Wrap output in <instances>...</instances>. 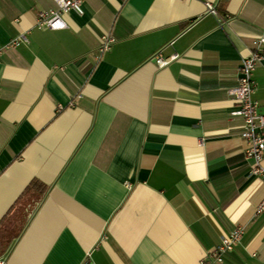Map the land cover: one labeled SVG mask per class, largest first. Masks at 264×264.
I'll use <instances>...</instances> for the list:
<instances>
[{
	"label": "crops",
	"instance_id": "0c3cea01",
	"mask_svg": "<svg viewBox=\"0 0 264 264\" xmlns=\"http://www.w3.org/2000/svg\"><path fill=\"white\" fill-rule=\"evenodd\" d=\"M54 7L0 0V264H202L237 225L221 264H264V181L227 91L264 0H83L38 27Z\"/></svg>",
	"mask_w": 264,
	"mask_h": 264
},
{
	"label": "built area",
	"instance_id": "2783aa9c",
	"mask_svg": "<svg viewBox=\"0 0 264 264\" xmlns=\"http://www.w3.org/2000/svg\"><path fill=\"white\" fill-rule=\"evenodd\" d=\"M56 7L41 9L36 13L35 24L38 27L50 29H62L66 26L63 14L68 11H74L77 14L82 13L83 0H53ZM211 13H215L213 7L208 6ZM26 41L23 33H20L9 40L7 46H16L19 42ZM114 38L110 34H102L100 43L97 47L98 54L109 49ZM98 56V55H97ZM177 57L173 53L169 56L161 57L154 55V61L157 66H163L170 60ZM264 59V32L256 35L252 39V48L248 55L240 58L237 68V77L234 85L227 88V91L235 103L231 114L239 115L242 120L240 136L245 141L243 158L249 162L250 174L258 176L264 181V113L258 111L256 100L251 96L254 91L253 68ZM264 210V198L257 204L256 211ZM243 227L235 226L227 233H223L213 248L207 250L202 258V264H221L224 255L233 250L242 236ZM88 264V263H84Z\"/></svg>",
	"mask_w": 264,
	"mask_h": 264
}]
</instances>
